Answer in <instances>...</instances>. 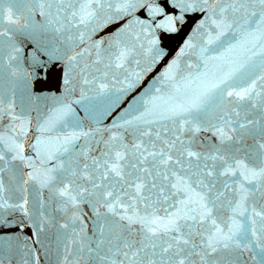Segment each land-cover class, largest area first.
<instances>
[{"label":"snow or ice","instance_id":"1","mask_svg":"<svg viewBox=\"0 0 264 264\" xmlns=\"http://www.w3.org/2000/svg\"><path fill=\"white\" fill-rule=\"evenodd\" d=\"M24 3L35 4L29 16L35 11L44 21L24 25L32 72L12 67L21 49L11 29L0 28V43L7 40L11 47L9 74L30 87L33 76L39 81L58 69L61 96L78 94L71 103L96 100L103 114L115 112L110 126L53 136L72 112L62 100L37 124L26 154L31 120L14 114L11 98L7 110L0 100V119H10L7 134L0 132V252L27 248L38 264L43 235L57 245L58 264H243L242 255L253 248L264 264V74L238 83L247 65L235 67L229 58L235 45L221 41L238 25L237 43L248 60L264 58V0H164L170 12L158 0ZM192 12L205 14L199 30L208 45L224 48L212 57L223 63L215 71L181 76L178 58L158 77L167 90L154 86L135 112L124 111L134 96L117 107L122 96L115 93L135 88L164 56L156 29L176 31L177 20ZM7 20L18 23L10 10ZM110 24L117 25L110 40L93 39ZM193 47L191 41L185 45ZM140 55L148 67L129 73V63L140 66ZM113 69L123 70L124 79L115 78ZM15 162L21 195L10 201L5 193L16 178ZM28 185L36 190L34 202ZM50 200L59 218L49 213Z\"/></svg>","mask_w":264,"mask_h":264},{"label":"water","instance_id":"2","mask_svg":"<svg viewBox=\"0 0 264 264\" xmlns=\"http://www.w3.org/2000/svg\"><path fill=\"white\" fill-rule=\"evenodd\" d=\"M162 6H165L166 12L172 11L166 7L164 0H158ZM35 8V4H26L24 0H0V28L11 29L12 32V41L21 49L20 53L17 56V61L13 62L12 67L16 68L19 72L20 70H27L32 72L33 69L29 67V45L27 40L24 39V36L27 33V29L24 28V25L28 23L36 24L43 23L44 18L39 16L33 11L31 17L29 16L28 9ZM9 10L17 18L18 23L16 25H9L7 17ZM137 16H140L141 13L137 12ZM204 13L192 12L185 13L182 20H177L176 22V31H164L156 29L155 36L158 40L157 47L164 52L162 58H158L155 63L151 65L149 71L142 74L141 80L137 83L136 87L131 91L126 93H115V95L122 96V99L119 101L117 107H123L125 101L129 100V97L134 96L135 99L131 100L124 111H133L140 107V101L147 100L148 94L152 92L154 86L161 87L162 90H167V83H158V77L165 68L172 63V61L179 58L180 62V71L179 75L187 76L191 73L192 77H195L198 73L205 71H215L217 65L223 63L221 60L212 59V57L220 56L224 52V48L219 47L218 43L211 45L207 44V35L205 30H199V25L203 22L202 17ZM254 19V18H253ZM123 23V21H120ZM116 24H110L108 27L102 29L95 34H93V39L103 36L105 40L111 39V31L116 28ZM238 25H234L233 29L228 31V34L221 37V41H227L232 45H235V48L229 53V58L235 62L234 66L239 67L241 64H246L247 67L244 68L243 72L239 74L238 83H245L248 79L257 74H264V70L261 68L262 61L264 58L260 56L253 57L251 60H248V55L246 54V48L241 47L237 41L240 40L239 32L236 31ZM248 25H245L247 28ZM76 30L72 29L74 33ZM210 31V29H208ZM244 31V29H240ZM215 35V32L212 33ZM233 36L236 38L233 39ZM191 41L195 46L190 49H185V45ZM207 47V51H202L203 48ZM218 49V50H214ZM186 52L185 55L181 56V51ZM11 52V47L9 42L4 40L0 43V100L4 101L5 109L7 110V104L9 103V98L14 105V114L20 115L22 117H27L31 120L30 128L33 131L29 132L28 137L25 140L26 154H30L27 149V144L31 142L32 137L37 135L34 131L37 124L42 122L47 118V114L54 107L59 106L60 101L67 100L71 103L73 100L80 99L78 94H73L68 96L65 94L61 96L57 91L59 86V70H52L45 76L41 77L39 81L36 78L32 77L31 86H26L24 80L18 75L13 77L9 74L8 69V53ZM137 59L140 60V66H137L135 63L128 64V72L133 71L140 72L142 68L148 67V58L144 55L137 56ZM207 60V68L204 67V61ZM187 65H192L191 68H188ZM51 69V65H49ZM115 78L124 79L125 73L123 70H112ZM259 81L257 83V89L259 90ZM117 87L119 85L117 84ZM92 96V93L88 94ZM257 105L260 104V100L257 99L253 101ZM72 112L68 114L61 124L57 125L55 130L52 132L53 136H63L65 134H70L73 131H89L94 130L95 128H104L105 126H110L109 121L112 118V115L115 112V109L112 110L109 114H103L100 110V105L96 100L83 99L79 104L71 103ZM247 107V104L245 105ZM231 104L227 103L225 105V110H229ZM216 111H219L217 109ZM252 115H256L255 110H251ZM243 110L241 111V116L243 117ZM119 117H117L118 119ZM10 124V119L7 115H4L0 119V132L7 134L8 126ZM248 144L252 143L251 137H245ZM83 140L79 141L78 144L82 145ZM79 151V147L77 148ZM16 168V178L12 182V185L9 186L8 191L5 193V196L9 198L10 201L18 200L20 198L19 191V180H20V169L19 162ZM23 171H27L24 169ZM227 179V178H225ZM8 180H5L6 186H8ZM28 198L30 201H35L37 197L36 190L33 186L28 185ZM44 199L49 198V193L47 190H44L43 197ZM56 207L55 201H49L48 211L53 217L59 218V214L54 211ZM85 212L88 215H91L90 211L85 207ZM227 215V213H225ZM18 216V214H17ZM243 219V218H241ZM60 222H63L61 219ZM89 229L92 225L89 223ZM25 232L28 231L27 228L24 229ZM56 231V228L53 226L49 230V236ZM44 240L46 247L40 248L37 247V254L39 255L38 264H58V254H57V245L54 242L45 240L44 236L41 237ZM34 244V241H30ZM257 249L253 248L252 251L245 252L241 260L243 264H259V256L256 255ZM255 256V259L252 257ZM0 257L3 259V264H33L30 253L27 248L18 249L13 247L11 251L5 248L0 252Z\"/></svg>","mask_w":264,"mask_h":264}]
</instances>
